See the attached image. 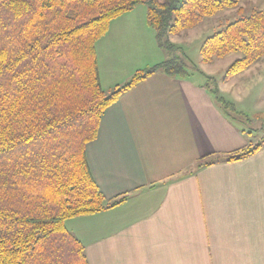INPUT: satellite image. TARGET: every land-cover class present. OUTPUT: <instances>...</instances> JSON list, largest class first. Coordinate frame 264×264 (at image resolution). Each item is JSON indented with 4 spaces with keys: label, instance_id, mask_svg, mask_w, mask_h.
I'll use <instances>...</instances> for the list:
<instances>
[{
    "label": "trees",
    "instance_id": "trees-1",
    "mask_svg": "<svg viewBox=\"0 0 264 264\" xmlns=\"http://www.w3.org/2000/svg\"><path fill=\"white\" fill-rule=\"evenodd\" d=\"M242 0H0V264H89L85 247L66 227L70 219L124 203L108 202L91 171L87 146L95 141L105 111L156 74L185 78L189 70L170 37L206 18L238 9ZM138 5L158 47L168 59L137 71L107 93L96 44L110 23ZM202 62L242 54L226 69L223 82L264 58V9H255L206 39ZM192 70V71H191ZM205 88L223 114L251 122L222 96L218 81ZM245 131V130H244ZM262 147L250 145L216 161L237 162Z\"/></svg>",
    "mask_w": 264,
    "mask_h": 264
},
{
    "label": "crops",
    "instance_id": "crops-1",
    "mask_svg": "<svg viewBox=\"0 0 264 264\" xmlns=\"http://www.w3.org/2000/svg\"><path fill=\"white\" fill-rule=\"evenodd\" d=\"M249 2L264 9V0ZM139 7L113 20L96 44L106 91L168 59L147 7ZM256 65L219 83L220 93L238 77L263 82L264 65ZM195 74L157 72L102 116L88 162L108 202L128 199L66 222L89 264H264V138L249 158L197 168L244 150L253 136L223 114Z\"/></svg>",
    "mask_w": 264,
    "mask_h": 264
},
{
    "label": "rangeland",
    "instance_id": "rangeland-1",
    "mask_svg": "<svg viewBox=\"0 0 264 264\" xmlns=\"http://www.w3.org/2000/svg\"><path fill=\"white\" fill-rule=\"evenodd\" d=\"M141 6L145 5H140L139 8H141ZM257 7L258 6L251 4L249 0H242L241 12H239L238 9L222 11L214 17L206 18L203 23L194 29L185 31L180 36L172 38V42L181 48V51L178 53L180 56L182 55L181 57L188 64L189 70L192 67L197 68V74L194 75L195 80L205 81V76H209L215 78L218 81L219 86V83L223 80L226 69L234 60L242 57V54H231L225 59L216 60L212 64L204 65L200 53L201 47L206 39L215 33L222 31L236 20L250 15L253 10L258 9ZM144 8H146V6ZM164 53L166 54L165 51ZM258 64L264 65V58ZM239 78L241 77H238L236 79V81H238H235L236 83H234L228 91L226 90L225 94H222V96L232 102L238 112L246 114L253 120L246 123L235 122V124L239 125V127L244 130L251 132V135L253 136V142H251L254 147L259 143H262L264 138V102L261 101V97L259 96V89L264 91V81L257 83L256 78L254 77H245L242 81L239 80ZM106 92L110 93L111 91L109 90Z\"/></svg>",
    "mask_w": 264,
    "mask_h": 264
}]
</instances>
